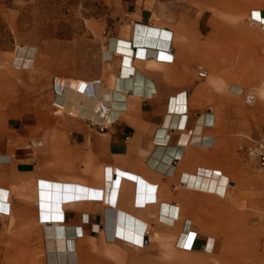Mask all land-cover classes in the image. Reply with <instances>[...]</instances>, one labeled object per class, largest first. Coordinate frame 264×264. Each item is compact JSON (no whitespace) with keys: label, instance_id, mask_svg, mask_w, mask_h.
<instances>
[{"label":"crops","instance_id":"obj_1","mask_svg":"<svg viewBox=\"0 0 264 264\" xmlns=\"http://www.w3.org/2000/svg\"><path fill=\"white\" fill-rule=\"evenodd\" d=\"M23 2L0 0V264H148L150 254L210 253L211 205L223 206L243 174L244 108L258 99L255 132L264 129L263 47L248 39L264 36L248 35L240 20L251 11L249 22L264 24V0H120L122 24L104 38L105 51L100 33L79 36L91 38L92 66L77 73L63 64L69 42L54 64L46 32L45 61L37 60L40 49L21 37ZM250 69L260 71L256 94L240 86ZM224 70L237 72L224 81ZM57 75L99 82L114 111L108 125L59 108L69 115L57 117L52 94L38 93ZM190 233L193 247L183 250Z\"/></svg>","mask_w":264,"mask_h":264},{"label":"rangeland","instance_id":"obj_2","mask_svg":"<svg viewBox=\"0 0 264 264\" xmlns=\"http://www.w3.org/2000/svg\"><path fill=\"white\" fill-rule=\"evenodd\" d=\"M141 1V0H138ZM140 10L141 7L138 6ZM21 16L17 19L20 24L21 37H27V40L34 41L37 48L40 49L38 61H45V32L52 34L53 52L57 55L54 64L61 66L59 59L61 52V41L69 42L65 46V53L70 54V61L63 64L69 66L74 73L89 69L92 63L88 60V54L92 53V46L88 44L91 38H80V35L88 36L91 32H98L101 35L102 51L104 38L108 32L119 29L124 16L125 7L120 0H24L21 4ZM251 11L240 17L244 20L241 26L248 35H254L252 32H262L263 28L253 26ZM29 38V39H28ZM22 39V38H21ZM251 40H257L262 45V58L264 59V37H248ZM49 40H51L49 38ZM85 44H83V42ZM26 46L23 43L19 46ZM252 61V55L250 54ZM79 58V60H78ZM264 62V61H263ZM264 67V64H263ZM237 71L224 70V81L231 79L229 76ZM244 84L240 86L246 93H254L259 90L258 86L253 85V69L245 70ZM263 72V70L261 71ZM50 79L49 85L38 86V93H44L45 89L53 96L52 110L57 117L69 115L60 111L55 103L59 93L56 88V79H63L59 75ZM65 79V78H64ZM66 79H76L69 77ZM91 80L89 82H95ZM229 83H237V79L229 80ZM103 85L110 87V79L104 78ZM38 98H41L38 96ZM243 100L242 98H240ZM264 102H262L263 104ZM48 104V103H47ZM50 104V103H49ZM48 104V105H49ZM260 104L257 101L255 108L246 110L244 108L245 129L248 130L246 135H239L242 140V146L247 145L250 139L259 137L258 119L255 111ZM264 105V104H263ZM38 106L44 110L46 103L38 102ZM264 110V106H263ZM264 113V112H262ZM95 120L100 121L99 116ZM264 135V129L262 134ZM260 135V136H261ZM237 150V156L244 169L243 174L234 180L236 188L230 189L229 199L224 201V205H211L217 209L218 213L213 217L212 238L216 241L212 252L197 251L195 253L187 252H164V254L149 255L148 264H231L235 253L240 249L242 264H264V170L257 165L247 161ZM205 225V224H203Z\"/></svg>","mask_w":264,"mask_h":264},{"label":"bare ground","instance_id":"obj_3","mask_svg":"<svg viewBox=\"0 0 264 264\" xmlns=\"http://www.w3.org/2000/svg\"><path fill=\"white\" fill-rule=\"evenodd\" d=\"M255 14L258 15L259 12H255ZM260 20L262 21V18ZM260 26L264 28V24L262 22H260ZM120 45L125 47L129 46L128 44H124V43H121ZM145 50L147 51V49ZM149 51H151L150 55H154V56L157 55L156 53L158 52L153 50H148V52ZM55 85L59 88V94H58L59 98L55 104L57 108L61 109L62 111H68L70 114L87 118L89 119V121L91 120L92 122L95 120L96 116H99L101 114L99 116L100 123L104 125H108L110 120H107L106 123H104L106 119L105 116L108 114L112 115L114 111H111L109 109L107 100L105 98V90L103 89V87L100 85L99 82L88 83L74 79L73 80L57 79ZM190 234L191 236L187 234L185 235L184 240H181V242L179 241L181 247H183V250H187V249L191 250L193 247L192 245H193L194 237L196 235L194 233H190ZM241 256L242 254L240 253V249H239L237 250V253H235V257L233 258V262L231 264H242ZM222 263L224 264V259L222 260Z\"/></svg>","mask_w":264,"mask_h":264},{"label":"built area","instance_id":"obj_4","mask_svg":"<svg viewBox=\"0 0 264 264\" xmlns=\"http://www.w3.org/2000/svg\"><path fill=\"white\" fill-rule=\"evenodd\" d=\"M252 19L254 22H259V20L256 21L254 15H252ZM200 76L205 77V74H200ZM56 88L58 87L56 86ZM239 152L247 161L257 165L259 169L264 170V135L250 139L249 143L242 146Z\"/></svg>","mask_w":264,"mask_h":264}]
</instances>
